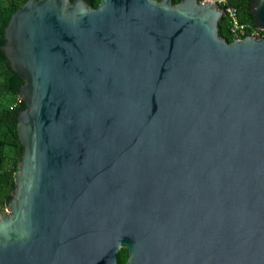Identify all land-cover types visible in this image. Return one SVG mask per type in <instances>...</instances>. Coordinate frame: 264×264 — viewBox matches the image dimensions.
<instances>
[{
	"label": "water",
	"instance_id": "1",
	"mask_svg": "<svg viewBox=\"0 0 264 264\" xmlns=\"http://www.w3.org/2000/svg\"><path fill=\"white\" fill-rule=\"evenodd\" d=\"M264 29V0H251ZM215 0H26L1 49L22 146L0 264H264V35Z\"/></svg>",
	"mask_w": 264,
	"mask_h": 264
},
{
	"label": "trees",
	"instance_id": "2",
	"mask_svg": "<svg viewBox=\"0 0 264 264\" xmlns=\"http://www.w3.org/2000/svg\"><path fill=\"white\" fill-rule=\"evenodd\" d=\"M26 0H0V212L10 199L13 189V172L20 159L22 146L16 132V115L24 108V102L18 96V87L22 80L10 69L1 45L4 44V26L10 14L20 7ZM94 6L99 0H90ZM176 2L178 0H175ZM251 0H230L237 8V19L252 23L249 10ZM224 34L229 35L227 20L222 19ZM230 37V41H231ZM125 252L121 250L117 257V264H123Z\"/></svg>",
	"mask_w": 264,
	"mask_h": 264
},
{
	"label": "built area",
	"instance_id": "3",
	"mask_svg": "<svg viewBox=\"0 0 264 264\" xmlns=\"http://www.w3.org/2000/svg\"><path fill=\"white\" fill-rule=\"evenodd\" d=\"M208 1V0H203ZM225 8V18L227 20L228 31L231 39H240L245 35H264V29L258 28L249 22H242L237 19V8L230 3V0H215Z\"/></svg>",
	"mask_w": 264,
	"mask_h": 264
},
{
	"label": "flooded vegetation",
	"instance_id": "4",
	"mask_svg": "<svg viewBox=\"0 0 264 264\" xmlns=\"http://www.w3.org/2000/svg\"><path fill=\"white\" fill-rule=\"evenodd\" d=\"M121 250H123V251L125 252V259H124V263H125V260H126V257H127V253H126V250H125L124 248H120V249H119V252H120ZM119 252H118V255H119ZM118 255H117V257H118ZM124 263H123V264H124ZM116 264H117V259H116Z\"/></svg>",
	"mask_w": 264,
	"mask_h": 264
}]
</instances>
